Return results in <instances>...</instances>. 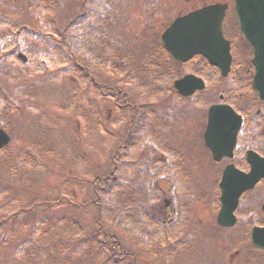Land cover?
<instances>
[{"label": "rangeland", "instance_id": "obj_1", "mask_svg": "<svg viewBox=\"0 0 264 264\" xmlns=\"http://www.w3.org/2000/svg\"><path fill=\"white\" fill-rule=\"evenodd\" d=\"M212 2L231 1L117 0L116 31L130 50L148 52L158 46L175 17ZM79 4V0H0V128L12 137L0 152V264H102L109 257L108 252L97 257L73 253L76 247L90 249L91 235L99 237L90 183L111 172L112 157L127 135L129 116L115 109L111 97L97 91L91 75L70 67L57 40L45 35L72 19ZM37 15L42 16L40 23ZM8 50L16 55L32 52L33 61L23 64L14 56L9 62L2 53ZM94 69L104 80V72ZM215 87L221 92L219 85ZM218 91L214 88L207 96L216 97ZM190 110L199 108L194 105ZM201 112L202 108L191 118L185 111L178 113L167 134L188 165L184 171L197 157L188 134ZM32 143L33 150H27ZM154 153H145L147 163H154ZM192 168L200 178L201 169ZM193 183L188 185L193 190L188 191L192 204L186 205V230L174 255L142 252L128 239L117 237L149 264H264V252L254 250L249 232L206 227L216 216L203 202L214 194L213 185ZM262 185L251 194L257 201L264 199ZM150 187L142 180L124 195H152ZM103 228L116 234L111 223Z\"/></svg>", "mask_w": 264, "mask_h": 264}, {"label": "trees", "instance_id": "obj_2", "mask_svg": "<svg viewBox=\"0 0 264 264\" xmlns=\"http://www.w3.org/2000/svg\"><path fill=\"white\" fill-rule=\"evenodd\" d=\"M116 4L117 0H80V11L72 19L63 23L61 25L63 28L53 32L47 31V33H58L69 64L91 75L99 92L112 94L115 97L122 96L117 92L120 89L106 85L102 76H98L92 68L101 72L110 70L131 81L143 83L139 88L137 87V90L146 102L135 103L134 106L151 105L156 99L155 87L152 86L154 81L147 83L143 80L147 72L143 69V59L148 58L149 54L142 53L137 48L130 50L128 44L116 31L118 19V16L114 14ZM41 19L42 16L37 15L39 23ZM22 28L33 31L25 26ZM129 44L132 43L129 42ZM160 54L165 57L162 51ZM147 75L148 78L152 77L150 74ZM123 96L125 97L126 94ZM133 112L131 130L126 143L127 149L124 146L118 152L111 174L96 177L90 183L92 198L98 210L95 231L99 232L100 238L96 239L94 235H91L87 240H91L92 245L90 249H83L82 255L90 253L97 257L103 252H108L109 257L102 264H149L146 261H140L136 251L127 249L117 235L128 239L139 251H148L151 254L160 251L174 255V248L179 246L178 243L182 239L172 229L170 221L162 215V208L154 204L150 195L144 197L124 195L134 185L139 186L141 183L139 178L142 175H148V182L152 189L154 186V168H146L147 164H140L137 159L143 145L148 142L156 144V135L150 133L142 140H138L136 134L141 129L152 132L150 127L155 119V112H145L140 108ZM152 189L150 193L153 194ZM104 223L113 224L116 234L110 235L105 231Z\"/></svg>", "mask_w": 264, "mask_h": 264}, {"label": "flooded vegetation", "instance_id": "obj_3", "mask_svg": "<svg viewBox=\"0 0 264 264\" xmlns=\"http://www.w3.org/2000/svg\"><path fill=\"white\" fill-rule=\"evenodd\" d=\"M227 29H231L230 36L234 37L233 41L230 36L228 39L233 52L232 64L227 76L222 77L220 69L209 65L204 59L194 58L188 64V69H195V75L204 82V89L201 91L196 90L187 97L177 96L179 102L174 103L171 107V111L174 113L180 114L181 111H185L184 114L188 118L199 112L200 108L203 110L197 119V124L193 127L192 133L188 134V142L192 148V153L197 155L189 170L184 171L188 165L183 162L178 148L169 140L168 136L157 135L156 138V164L166 169L164 173L157 175V179L170 184L167 190H162L159 182L158 200L162 201L165 208L172 209L167 218L170 219L169 223H171L170 225H172L174 231L186 229V222L188 221L186 205L190 206L192 204L189 194L193 190L190 187L188 188L189 184H194L195 181L213 185L214 194L211 193V198L203 200V202L206 205L210 204L217 215L221 209L220 184L222 180L235 181L237 179L238 181L239 177L237 178L236 175H246L257 166L262 170L264 168V159L257 161L256 158L257 155L264 158V102L258 101L252 90L253 67L250 61L248 63L247 56L244 53V50L248 52L250 49L248 50L246 44L247 49L242 48L241 42H245L237 31L235 23L231 27L229 25ZM12 45L15 46V43H12ZM219 81L222 82V87L224 86L223 81L229 82L234 87L236 91L233 96L218 91L219 88L215 86L220 84ZM214 88L217 89L218 95L208 97L207 95L212 93ZM194 105L199 110L193 113L188 112V110L191 111L190 109ZM210 107L218 108L210 115L208 113ZM225 107L232 108L234 113L228 111ZM171 125L169 126L170 130L172 129ZM236 126L238 130L234 135L233 131ZM198 157H200V160L197 159ZM192 166L201 169V179L197 177ZM262 184H264V179H260L252 189L244 191L240 195L235 205L234 216L236 222L233 226L218 227L216 216H213L212 223L210 225L206 224V227L209 229L217 227L221 230L238 228L237 230L241 232H250L254 227L264 226V211L262 210L264 199L263 202L257 201L251 195L263 186ZM164 201H167V203ZM235 255H239V251Z\"/></svg>", "mask_w": 264, "mask_h": 264}, {"label": "water", "instance_id": "obj_4", "mask_svg": "<svg viewBox=\"0 0 264 264\" xmlns=\"http://www.w3.org/2000/svg\"><path fill=\"white\" fill-rule=\"evenodd\" d=\"M225 9V5H213L177 18L162 35L166 51L181 61H186L194 54H202L211 64L220 66L222 74L225 75L230 62L229 45L221 33ZM234 10L239 28L254 52L253 88L259 99L264 101V0H234ZM191 80L190 77H185L176 82L175 87L182 92L181 88L191 84ZM8 141V136L0 130V148ZM257 161L260 159L257 158ZM260 177H264V168L262 170L257 166L250 174L240 175L238 181L226 179L222 182V207L218 215L220 225L234 224L232 211L238 196L244 190L252 188ZM251 241L255 246L264 249V227L252 230Z\"/></svg>", "mask_w": 264, "mask_h": 264}]
</instances>
